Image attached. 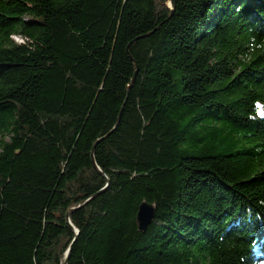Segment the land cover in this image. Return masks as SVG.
I'll return each instance as SVG.
<instances>
[{"label": "trees", "instance_id": "1", "mask_svg": "<svg viewBox=\"0 0 264 264\" xmlns=\"http://www.w3.org/2000/svg\"><path fill=\"white\" fill-rule=\"evenodd\" d=\"M167 1L0 0V264H264V0Z\"/></svg>", "mask_w": 264, "mask_h": 264}, {"label": "water", "instance_id": "2", "mask_svg": "<svg viewBox=\"0 0 264 264\" xmlns=\"http://www.w3.org/2000/svg\"><path fill=\"white\" fill-rule=\"evenodd\" d=\"M171 1L172 0H168L167 1V5L169 6V8L171 9V12L173 13V9L171 7ZM146 35H143V36H140L138 38H136L135 40L139 39V38H142V37H145ZM132 43V42H131ZM128 50H129V47H128ZM138 71H139V68H137L136 72H135V75H134V78H133V81L136 79V76L138 74ZM120 119V118H119ZM99 142V140L95 143L97 144ZM95 167L97 169L98 166L97 164L95 163ZM100 192L94 194L92 197L94 198L95 196H97ZM86 202H83L78 208H80L81 206L85 205ZM76 210V208H73L71 209L68 214H67V219H68V222H70V214ZM156 216V208H155V205L152 204V203H149V202H146L144 201L141 205H140V208H139V211H138V214H137V220H138V225H139V229L141 231H146L148 229V227L151 225L153 219L155 218ZM71 250V248H70ZM69 250V251H70ZM67 261L68 259L63 263V264H67Z\"/></svg>", "mask_w": 264, "mask_h": 264}, {"label": "rangeland", "instance_id": "3", "mask_svg": "<svg viewBox=\"0 0 264 264\" xmlns=\"http://www.w3.org/2000/svg\"><path fill=\"white\" fill-rule=\"evenodd\" d=\"M19 39H20V37L15 36V40H16V41H19ZM21 41H22V40H21ZM263 112H264V107H263Z\"/></svg>", "mask_w": 264, "mask_h": 264}, {"label": "snow or ice", "instance_id": "4", "mask_svg": "<svg viewBox=\"0 0 264 264\" xmlns=\"http://www.w3.org/2000/svg\"><path fill=\"white\" fill-rule=\"evenodd\" d=\"M262 114H264V113H262Z\"/></svg>", "mask_w": 264, "mask_h": 264}]
</instances>
